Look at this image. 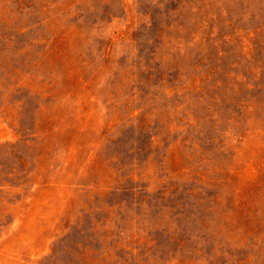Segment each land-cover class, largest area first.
Segmentation results:
<instances>
[{
    "label": "rangeland",
    "instance_id": "obj_1",
    "mask_svg": "<svg viewBox=\"0 0 264 264\" xmlns=\"http://www.w3.org/2000/svg\"><path fill=\"white\" fill-rule=\"evenodd\" d=\"M0 264H264V0H0Z\"/></svg>",
    "mask_w": 264,
    "mask_h": 264
}]
</instances>
